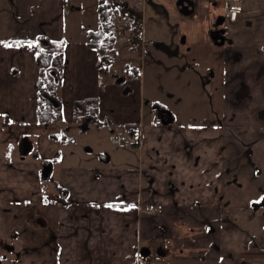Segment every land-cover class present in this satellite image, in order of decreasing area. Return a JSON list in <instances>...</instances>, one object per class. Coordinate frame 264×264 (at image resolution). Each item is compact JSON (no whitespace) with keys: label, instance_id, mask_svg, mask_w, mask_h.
Returning a JSON list of instances; mask_svg holds the SVG:
<instances>
[{"label":"crops","instance_id":"obj_1","mask_svg":"<svg viewBox=\"0 0 264 264\" xmlns=\"http://www.w3.org/2000/svg\"><path fill=\"white\" fill-rule=\"evenodd\" d=\"M98 1L0 0V264H264V184L230 142L264 136V0L233 22L225 0H105L125 77L86 43ZM38 36L64 41L60 123L37 122Z\"/></svg>","mask_w":264,"mask_h":264},{"label":"trees","instance_id":"obj_2","mask_svg":"<svg viewBox=\"0 0 264 264\" xmlns=\"http://www.w3.org/2000/svg\"><path fill=\"white\" fill-rule=\"evenodd\" d=\"M98 27L87 35L86 43L89 47L97 49L99 58L97 69L101 74L109 71V66L113 63L117 54L112 31L114 27L115 10L105 0H99L97 4ZM135 43L140 39V26H134ZM36 44V63L38 67L37 76V112L38 123H60L62 122L60 104L58 101V86L61 76L62 56L64 41L49 40L44 36H38ZM136 70V69H134ZM130 76L131 73L129 74ZM135 75L138 73L135 71ZM155 118L160 113L169 114L164 106L151 103ZM97 99L87 98L76 102L74 120L95 121L97 114ZM156 120V119H155ZM134 129L135 126L127 125ZM136 143L132 144L134 146Z\"/></svg>","mask_w":264,"mask_h":264},{"label":"rangeland","instance_id":"obj_3","mask_svg":"<svg viewBox=\"0 0 264 264\" xmlns=\"http://www.w3.org/2000/svg\"><path fill=\"white\" fill-rule=\"evenodd\" d=\"M124 61H126V59H122L121 57L117 59L115 56V59L113 61V63L115 62L114 67H113V63H112V65H110V66H112V68H115V70H114V76L115 77H125V76L130 74L129 73L126 75V66L122 65L124 63ZM137 63H138V60L136 58H135V63H133V61H131V64H133V65H135V64L138 65ZM230 142H231L232 146H239L240 150L243 151V153H244V154L242 153L239 155L237 153V150H234L235 154H232L231 156H234V157L236 156L235 158H237L238 156L240 158L245 157L246 159H245V163L243 166L246 169H250L252 171V173L254 174L253 176L257 178L258 182H261L262 184H264L263 183L264 182V167L260 166V168H257L255 166H253L254 167V170H253L252 169L253 167L251 168V166H249V165H253V164H251V159L253 158L252 154L250 153V151H251L250 147L251 146L262 145V148L259 150L260 152H259L258 163L261 161L260 158H262V161H264V136L263 137H261V136L257 137L254 134H248V133L247 134H241L238 132H231ZM237 167H238V165H237ZM260 187L264 191V185H260ZM148 212L154 213V212H150V211H148Z\"/></svg>","mask_w":264,"mask_h":264},{"label":"built area","instance_id":"obj_4","mask_svg":"<svg viewBox=\"0 0 264 264\" xmlns=\"http://www.w3.org/2000/svg\"><path fill=\"white\" fill-rule=\"evenodd\" d=\"M243 11V0H225V15L229 21H236L239 15ZM134 129L124 126L121 135L113 139L114 143L121 144L123 146H131L135 142ZM154 212L153 209L149 210ZM142 264H152L149 261H144Z\"/></svg>","mask_w":264,"mask_h":264},{"label":"water","instance_id":"obj_5","mask_svg":"<svg viewBox=\"0 0 264 264\" xmlns=\"http://www.w3.org/2000/svg\"><path fill=\"white\" fill-rule=\"evenodd\" d=\"M28 150H29V147L26 145V146H24V148L22 149V152L25 154V153H27ZM49 168H50L49 165H45V166L43 167L42 175L47 176L48 171H49Z\"/></svg>","mask_w":264,"mask_h":264},{"label":"snow or ice","instance_id":"obj_6","mask_svg":"<svg viewBox=\"0 0 264 264\" xmlns=\"http://www.w3.org/2000/svg\"><path fill=\"white\" fill-rule=\"evenodd\" d=\"M6 46H10V45H6ZM29 47H31V45H29ZM262 199H264V198H262ZM256 203H259V201H257ZM111 205H109V207H110Z\"/></svg>","mask_w":264,"mask_h":264}]
</instances>
